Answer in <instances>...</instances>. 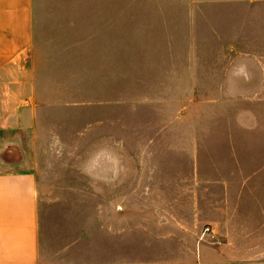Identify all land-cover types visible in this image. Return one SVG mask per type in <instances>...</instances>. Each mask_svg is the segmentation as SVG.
Listing matches in <instances>:
<instances>
[{"label": "rangeland", "instance_id": "1", "mask_svg": "<svg viewBox=\"0 0 264 264\" xmlns=\"http://www.w3.org/2000/svg\"><path fill=\"white\" fill-rule=\"evenodd\" d=\"M34 4L32 155L50 232L127 186L150 238L164 237L151 249L203 241L232 261L264 258V90L245 53L257 49L253 6ZM207 225L216 236H203Z\"/></svg>", "mask_w": 264, "mask_h": 264}, {"label": "crops", "instance_id": "2", "mask_svg": "<svg viewBox=\"0 0 264 264\" xmlns=\"http://www.w3.org/2000/svg\"><path fill=\"white\" fill-rule=\"evenodd\" d=\"M196 1L253 6L249 22L257 49L245 53L256 59L254 74L264 90V0ZM34 9V0H0V264H244L227 257L221 245L203 241L190 249H151L150 241L164 237L150 238L153 229L130 202L127 186H108L105 203L92 204L85 215L78 208L50 232L33 169L42 106L33 65ZM205 227L203 236L217 235L214 225Z\"/></svg>", "mask_w": 264, "mask_h": 264}, {"label": "built area", "instance_id": "3", "mask_svg": "<svg viewBox=\"0 0 264 264\" xmlns=\"http://www.w3.org/2000/svg\"><path fill=\"white\" fill-rule=\"evenodd\" d=\"M204 230H205V232H206V231H209V227H206Z\"/></svg>", "mask_w": 264, "mask_h": 264}]
</instances>
